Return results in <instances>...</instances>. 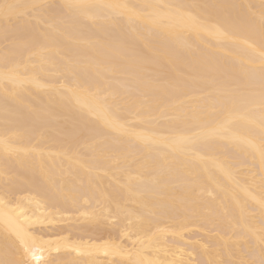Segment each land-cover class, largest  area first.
Instances as JSON below:
<instances>
[{"label": "bare ground", "instance_id": "obj_1", "mask_svg": "<svg viewBox=\"0 0 264 264\" xmlns=\"http://www.w3.org/2000/svg\"><path fill=\"white\" fill-rule=\"evenodd\" d=\"M262 68L264 0H0V262L261 264Z\"/></svg>", "mask_w": 264, "mask_h": 264}, {"label": "snow or ice", "instance_id": "obj_2", "mask_svg": "<svg viewBox=\"0 0 264 264\" xmlns=\"http://www.w3.org/2000/svg\"><path fill=\"white\" fill-rule=\"evenodd\" d=\"M261 71L264 72V68H262ZM16 236L19 239L20 244L22 245L23 251L26 254V256H31L32 260H35L37 262H40L43 259L41 255L37 254L38 252H41L42 249H40L37 246L34 240H30V238L23 230L16 231ZM0 264H2V262H0ZM22 264H30V262L28 259H24L22 261ZM43 264H55V261L43 260ZM261 264H264V261H261Z\"/></svg>", "mask_w": 264, "mask_h": 264}]
</instances>
